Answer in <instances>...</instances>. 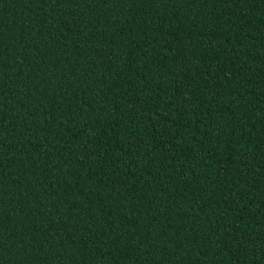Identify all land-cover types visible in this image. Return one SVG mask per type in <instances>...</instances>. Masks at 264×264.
Here are the masks:
<instances>
[{
    "label": "trees",
    "instance_id": "16d2710c",
    "mask_svg": "<svg viewBox=\"0 0 264 264\" xmlns=\"http://www.w3.org/2000/svg\"><path fill=\"white\" fill-rule=\"evenodd\" d=\"M0 264H264V0H0Z\"/></svg>",
    "mask_w": 264,
    "mask_h": 264
}]
</instances>
